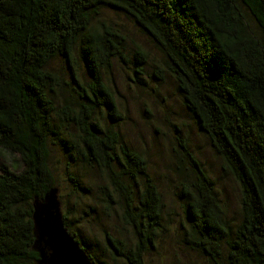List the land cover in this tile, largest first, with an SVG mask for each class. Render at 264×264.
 Wrapping results in <instances>:
<instances>
[{
    "label": "trees",
    "instance_id": "16d2710c",
    "mask_svg": "<svg viewBox=\"0 0 264 264\" xmlns=\"http://www.w3.org/2000/svg\"><path fill=\"white\" fill-rule=\"evenodd\" d=\"M104 7L130 18L162 53L152 75L173 79L237 185L230 219L212 180L182 147L192 175L178 184L184 244L207 264H264V0H0V151L8 156L0 161V264H40L32 216L35 203L55 192L50 144L67 150L70 172L105 175L95 184L98 201L118 209L130 229L128 240L102 229L103 248L92 254L68 220L73 213L63 211V226L91 264H144L160 229L163 204L145 159L103 119L119 122L104 72L129 62L135 77L143 75L149 56L124 51L123 37L105 21L91 23ZM73 49L89 81L70 71L68 98L47 64L59 56L71 66ZM67 178L92 215L94 184Z\"/></svg>",
    "mask_w": 264,
    "mask_h": 264
},
{
    "label": "rangeland",
    "instance_id": "374dc122",
    "mask_svg": "<svg viewBox=\"0 0 264 264\" xmlns=\"http://www.w3.org/2000/svg\"><path fill=\"white\" fill-rule=\"evenodd\" d=\"M100 19L123 37L124 51L130 53L135 49H142L149 56L143 75L135 77L129 62L114 63L103 75L119 115L118 124L109 123V120L103 117L104 124L112 130H117L122 140L145 159L146 171L152 178L163 204L160 229L152 247L143 253V263L207 264L197 251L185 245L182 240L187 225L180 209L181 200L177 196L178 184L187 174L189 177L192 176L182 147L197 159L210 177L216 196L230 219L238 212L237 185L221 170L219 158L182 104L181 95L173 79L167 73L160 78L152 75V64L154 62L159 64L163 56L150 38L130 18L119 11L104 7L91 23L95 24ZM72 56L74 62H71V66L59 56L52 58L47 64V68L57 76L62 85L59 87L61 93L68 98H72L68 84L71 81L70 71L83 84L89 81L83 65L78 59L76 60L78 55L75 49ZM56 102L58 103L55 100ZM101 114V112L96 113L98 116ZM48 149V165L54 178L55 192L54 190L52 192L59 211L61 214L65 210L73 213L67 216L68 220L73 230L81 235L86 249L91 253L93 251L99 254L95 247L103 248L102 229L119 234L127 240L130 239V229L120 223L118 209L108 210L98 201L101 194L96 190L95 184H104L105 175L92 168L70 172L65 157L67 150L55 144H50ZM7 158L8 156L0 151V161ZM68 175H72L81 184H94L93 196L97 199L93 198V201L95 205L97 201L98 206L96 205L97 208L92 215L84 213L88 201L79 197L73 190ZM93 257L96 259L95 255Z\"/></svg>",
    "mask_w": 264,
    "mask_h": 264
},
{
    "label": "water",
    "instance_id": "95a60500",
    "mask_svg": "<svg viewBox=\"0 0 264 264\" xmlns=\"http://www.w3.org/2000/svg\"><path fill=\"white\" fill-rule=\"evenodd\" d=\"M32 217L36 226L40 264H91L63 226L52 191L42 201L35 203Z\"/></svg>",
    "mask_w": 264,
    "mask_h": 264
}]
</instances>
